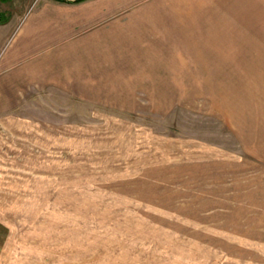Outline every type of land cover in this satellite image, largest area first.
I'll return each mask as SVG.
<instances>
[{
    "label": "rangeland",
    "instance_id": "rangeland-1",
    "mask_svg": "<svg viewBox=\"0 0 264 264\" xmlns=\"http://www.w3.org/2000/svg\"><path fill=\"white\" fill-rule=\"evenodd\" d=\"M86 2L47 68L86 82L0 68V264H264V0L182 2L172 42Z\"/></svg>",
    "mask_w": 264,
    "mask_h": 264
},
{
    "label": "crops",
    "instance_id": "crops-1",
    "mask_svg": "<svg viewBox=\"0 0 264 264\" xmlns=\"http://www.w3.org/2000/svg\"><path fill=\"white\" fill-rule=\"evenodd\" d=\"M75 0H16L15 11L0 21V41L9 33L11 44L9 51H4L0 56V68H7L16 65V76L20 79H25L26 83H46L53 81L57 83L62 79L70 81L68 83H84V73L93 74L94 72H84V69H79L73 72L64 70H48L55 68L63 62L61 59L73 58L74 63H78L81 67L83 64L81 59L88 58L85 53H82L81 43L75 41L73 37L78 35L76 32L77 19L70 15H66V10H73L88 4L86 1L74 2ZM189 0H139L137 11L141 15L140 24L149 26H163L168 32L160 41L172 42L173 30L178 32L180 25L176 10L180 9V5L184 7L182 2ZM207 6L210 7V0H206ZM1 2H5L2 0ZM73 2V3H68ZM182 3V4H181ZM129 12V11H128ZM175 12V13H174ZM176 15L175 17L173 16ZM129 13L122 18L124 21H130ZM115 17L114 13L103 20L106 22L108 18ZM121 20V19H120ZM186 23V22H185ZM170 27V29H168ZM174 27V29H173ZM4 33V34H3ZM177 41V39H174ZM152 41H155L154 38ZM2 46H0V49ZM42 69H41V68ZM47 75L50 77L48 78ZM52 80H49V79ZM59 87V86H58ZM39 88H41L39 86ZM67 88V86L65 87ZM72 88H77L74 85ZM71 88V89H72Z\"/></svg>",
    "mask_w": 264,
    "mask_h": 264
},
{
    "label": "water",
    "instance_id": "water-1",
    "mask_svg": "<svg viewBox=\"0 0 264 264\" xmlns=\"http://www.w3.org/2000/svg\"><path fill=\"white\" fill-rule=\"evenodd\" d=\"M81 1H84V0H75V2H81Z\"/></svg>",
    "mask_w": 264,
    "mask_h": 264
},
{
    "label": "trees",
    "instance_id": "trees-1",
    "mask_svg": "<svg viewBox=\"0 0 264 264\" xmlns=\"http://www.w3.org/2000/svg\"><path fill=\"white\" fill-rule=\"evenodd\" d=\"M59 1H64V0H59ZM0 21H2V20H0Z\"/></svg>",
    "mask_w": 264,
    "mask_h": 264
}]
</instances>
